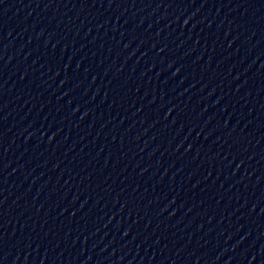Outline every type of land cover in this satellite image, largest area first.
Here are the masks:
<instances>
[{
    "label": "water",
    "instance_id": "obj_1",
    "mask_svg": "<svg viewBox=\"0 0 264 264\" xmlns=\"http://www.w3.org/2000/svg\"><path fill=\"white\" fill-rule=\"evenodd\" d=\"M264 0H0V264H258Z\"/></svg>",
    "mask_w": 264,
    "mask_h": 264
}]
</instances>
